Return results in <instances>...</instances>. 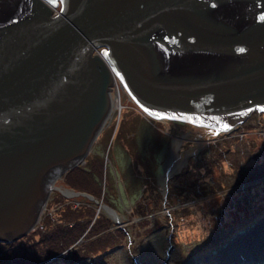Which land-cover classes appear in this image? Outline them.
<instances>
[{"label":"water","instance_id":"water-1","mask_svg":"<svg viewBox=\"0 0 264 264\" xmlns=\"http://www.w3.org/2000/svg\"><path fill=\"white\" fill-rule=\"evenodd\" d=\"M115 80L148 117L234 128L264 111V0H0V241L85 161Z\"/></svg>","mask_w":264,"mask_h":264},{"label":"rangeland","instance_id":"rangeland-1","mask_svg":"<svg viewBox=\"0 0 264 264\" xmlns=\"http://www.w3.org/2000/svg\"><path fill=\"white\" fill-rule=\"evenodd\" d=\"M119 101L122 110L113 106L89 152L97 161L85 165V182L99 183L98 170L107 165L100 224L112 220L117 234L104 246L81 245L82 251L72 248L65 258L40 264H264L259 252L252 257L242 249H259L264 241V111L256 109L223 130L148 117L121 87ZM175 141L177 155L168 171ZM64 184L60 178L54 186L65 189ZM56 187L41 218L51 205L55 213L60 205L78 203V195ZM33 240L26 233L0 243V264L31 255L35 249L27 242Z\"/></svg>","mask_w":264,"mask_h":264},{"label":"trees","instance_id":"trees-1","mask_svg":"<svg viewBox=\"0 0 264 264\" xmlns=\"http://www.w3.org/2000/svg\"><path fill=\"white\" fill-rule=\"evenodd\" d=\"M94 158L92 154H89L86 156L84 164L73 166L57 179L59 181L61 178L65 182L66 185L64 184L62 188L85 192L93 198L80 193L75 199L78 202L75 207L66 204V207L63 208L60 205V209L58 207L55 213L50 211L52 205L47 207L49 211L46 216L41 218L38 227L35 226L27 233V236L34 237L33 242L27 243L30 244V249H35V251L31 255L28 253L24 257L22 256V260L16 264H40L48 259L65 258L72 248L82 251L81 245L88 247L92 243H98L104 246L111 243L113 236L117 234L114 223L108 219L106 224H100L103 215L101 214V203L105 193V186L101 187V185L103 178L104 183H107V165L104 169L100 167L98 170L101 183H99V179L98 182H96L97 180L85 182L89 179V170L85 165L95 163L97 159L95 158L94 161ZM92 173L93 171H91ZM101 189L102 197L100 196ZM55 201L57 200L55 199ZM107 205L110 206V204ZM58 214H61V217H56Z\"/></svg>","mask_w":264,"mask_h":264},{"label":"bare ground","instance_id":"bare-ground-1","mask_svg":"<svg viewBox=\"0 0 264 264\" xmlns=\"http://www.w3.org/2000/svg\"><path fill=\"white\" fill-rule=\"evenodd\" d=\"M120 94V92L119 93H115L114 94V98H112V104H113V106H115L116 105V107H122L121 106V103H120V101H119V99H118V95ZM114 99V100H113ZM121 110H122V108H121ZM177 147H178V142L177 141H175L174 142V146H173V151H172V157H171V159H170V161L168 162V171L172 168V166L174 165V157H176V155H177ZM178 157V156H177ZM174 169V168H173ZM171 174V173H170ZM64 191L67 193V191H66V189H64ZM260 244V243H259ZM261 244H262V246L259 248V249H255V245L254 246H249V245H246L245 247H243L242 249L243 250H248L249 252H250V256H252L253 257V254H255L256 252H259V254H258V256H259V258L261 257V258H263L264 259V241H262L261 242ZM256 250L255 252L253 251V250ZM246 252V251H245ZM257 256V255H256ZM232 257H234V256H232Z\"/></svg>","mask_w":264,"mask_h":264},{"label":"built area","instance_id":"built-area-1","mask_svg":"<svg viewBox=\"0 0 264 264\" xmlns=\"http://www.w3.org/2000/svg\"><path fill=\"white\" fill-rule=\"evenodd\" d=\"M55 11H57L56 8H55ZM120 87H121V85H120L119 81L115 80L114 85L112 87V91H115V93H119L120 92ZM118 99H120V94L118 95Z\"/></svg>","mask_w":264,"mask_h":264},{"label":"flooded vegetation","instance_id":"flooded-vegetation-1","mask_svg":"<svg viewBox=\"0 0 264 264\" xmlns=\"http://www.w3.org/2000/svg\"><path fill=\"white\" fill-rule=\"evenodd\" d=\"M255 110H256V109H255ZM255 110H252V112L255 111ZM252 112H251V113H252ZM251 113H250V114H251ZM0 243H5V242L0 241ZM7 243H8V242H7Z\"/></svg>","mask_w":264,"mask_h":264}]
</instances>
